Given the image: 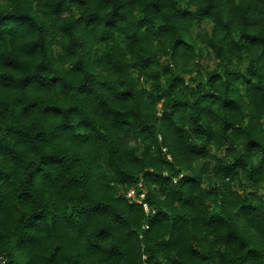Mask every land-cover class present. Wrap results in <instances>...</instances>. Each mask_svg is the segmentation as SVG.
<instances>
[{
  "label": "trees",
  "instance_id": "trees-1",
  "mask_svg": "<svg viewBox=\"0 0 264 264\" xmlns=\"http://www.w3.org/2000/svg\"><path fill=\"white\" fill-rule=\"evenodd\" d=\"M1 253L264 264V0H0Z\"/></svg>",
  "mask_w": 264,
  "mask_h": 264
},
{
  "label": "built area",
  "instance_id": "built-area-1",
  "mask_svg": "<svg viewBox=\"0 0 264 264\" xmlns=\"http://www.w3.org/2000/svg\"><path fill=\"white\" fill-rule=\"evenodd\" d=\"M8 263V256L6 254H0V264H7Z\"/></svg>",
  "mask_w": 264,
  "mask_h": 264
},
{
  "label": "rangeland",
  "instance_id": "rangeland-1",
  "mask_svg": "<svg viewBox=\"0 0 264 264\" xmlns=\"http://www.w3.org/2000/svg\"><path fill=\"white\" fill-rule=\"evenodd\" d=\"M209 64H210L211 66H214V63H213L212 59L209 60ZM131 194H133V190H131V191L129 192V195H131ZM141 196L143 197V194H141Z\"/></svg>",
  "mask_w": 264,
  "mask_h": 264
}]
</instances>
